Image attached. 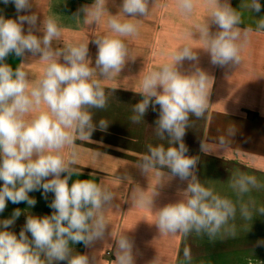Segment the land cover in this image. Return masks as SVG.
<instances>
[{"label":"clouds","instance_id":"9594fccd","mask_svg":"<svg viewBox=\"0 0 264 264\" xmlns=\"http://www.w3.org/2000/svg\"><path fill=\"white\" fill-rule=\"evenodd\" d=\"M2 2L13 4L17 16H0V213L9 201L26 203L31 209L37 201L29 193L41 190L45 199L53 194L49 203L53 211L36 216L16 208L10 217L0 220V264H94V258L90 260L88 255L73 254L71 245L83 243L87 247L104 237L108 226L104 213L113 205L115 195L102 182L73 179L78 157L75 142L92 141L96 130H107L109 123L103 119L94 122L91 110L107 107L101 80L123 69L128 58L124 38L137 34L134 21L149 14V0H122L115 14L109 12L106 0H93L78 10L76 16L88 25L99 23L107 14L110 31L94 39V65L88 55L89 43L53 48L62 29L52 17L43 19L37 27L35 13L21 14L32 8V0ZM204 3L210 10L208 18L219 30L211 33L208 22L200 27L199 39L204 47L198 49L209 53L213 65H239L240 51L253 30L244 29L242 39L238 27L241 16L228 0ZM195 5L196 0H177L179 11L185 15H190ZM246 6L255 13L262 9L260 0H251ZM25 23L29 25L27 31ZM260 30H264V16L258 18L256 31ZM11 54L21 58L39 55L37 60L45 64L42 77L35 83L30 81L24 60L15 68L6 62ZM185 60L198 61L194 48L177 49L170 63L143 76L138 93L142 99L133 106L135 115L130 119L140 123L149 106L155 111L158 105L154 130L159 139L168 141V146L149 145L138 167L145 174L156 170L158 176L187 181L180 199L156 210L155 225L160 233L188 236L195 232L214 239L224 229L235 235L234 225L226 226L236 217V204L201 183L195 174L197 159L186 155L188 147L183 138L190 117L204 115L213 80L199 67L187 74L182 72L179 66ZM41 105L47 110H40ZM65 148L72 149L67 159ZM230 187L243 198L253 190L264 189V183L254 175L240 173L232 178ZM156 194L148 196L141 189L133 196V206L152 209ZM239 211L245 220L252 219L246 204H241ZM258 212L264 215V207ZM22 214H26V222L17 235L10 229ZM133 246L127 234L120 235L115 241L114 264H134ZM183 255L191 260L190 248L185 247Z\"/></svg>","mask_w":264,"mask_h":264},{"label":"crops","instance_id":"0c3cea01","mask_svg":"<svg viewBox=\"0 0 264 264\" xmlns=\"http://www.w3.org/2000/svg\"><path fill=\"white\" fill-rule=\"evenodd\" d=\"M228 2L241 16L238 27L242 39L244 29L253 30L240 51L239 65H213L209 53L198 49L204 47V41L199 39L200 27L208 22L211 33L219 30L208 18L210 10L204 0H196L190 15L179 11L177 0H149V14L134 21L138 32L124 38L128 58L123 69L119 74L101 80L108 98L107 107L91 110L94 122L103 119L109 126L106 131L96 130L92 141L77 139L75 142L78 157L73 166L76 169L73 179L102 182L115 195L113 205L104 213L108 226L104 237L91 246L71 245L73 254L88 255L90 260L94 258V264H114L115 241L120 235L127 234L134 245V264H264V244H258L264 241V215L258 212L264 207V189L253 190L241 198L230 187L232 178L240 173L254 175L264 183V30L256 31L258 18L264 16V0H260V13L252 12L246 6L251 0ZM91 3L93 0H32V8L21 14L35 13L37 27L43 19L54 18L62 31L59 39L53 41V48L89 43L88 55L92 59L97 54L94 39L109 34L110 30L106 24L107 14L99 23L91 25L76 16L83 5ZM121 3L122 0H110L109 3L106 0V7L115 14ZM0 16L16 18L14 5H5L0 0ZM28 27L25 23V31ZM183 46L194 48L198 61L185 60L179 66L180 70L187 74L199 67L213 80L204 115L190 117V127L183 138L188 147L186 155L197 159L195 174L201 183L236 204V217L226 226L234 225L235 235L224 229L214 239L195 232L188 236L160 233L155 225L156 210L180 199L187 181L158 176L156 170L145 174L138 167L143 156L148 154L149 145L168 146V141L159 139L154 130L158 105L155 111L149 106L140 123L130 119L135 115L133 106L142 99L138 94L141 81L148 72L170 63L172 54ZM37 59L39 55L33 58L27 54L26 58H21L11 54L6 62L15 68L24 60V70L35 83L45 68L44 62ZM40 110H47L46 105H41ZM71 151V148L63 150L66 159ZM164 171L171 175L169 169ZM141 189L148 196L157 193L152 209L133 206V196ZM29 195L37 201L34 207L29 209L26 203L9 201L5 211L0 213V220L10 217L16 208L29 215L51 214L52 193L47 199L42 196V190ZM241 204L249 207L251 220L241 217ZM26 214L17 218L10 229L17 235L26 222ZM185 247L191 250V260L184 258Z\"/></svg>","mask_w":264,"mask_h":264},{"label":"rangeland","instance_id":"374dc122","mask_svg":"<svg viewBox=\"0 0 264 264\" xmlns=\"http://www.w3.org/2000/svg\"><path fill=\"white\" fill-rule=\"evenodd\" d=\"M109 2H110V0H108V3H109ZM94 59H95V58H92V59H91L93 63H94Z\"/></svg>","mask_w":264,"mask_h":264}]
</instances>
